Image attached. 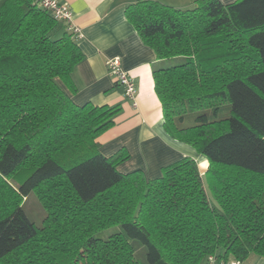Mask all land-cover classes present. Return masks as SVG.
Here are the masks:
<instances>
[{
    "label": "trees",
    "instance_id": "16d2710c",
    "mask_svg": "<svg viewBox=\"0 0 264 264\" xmlns=\"http://www.w3.org/2000/svg\"><path fill=\"white\" fill-rule=\"evenodd\" d=\"M126 15L158 60L185 59L154 66L155 91L165 129L207 169L182 156L157 177L121 171L128 150L106 156L98 138L122 105L76 103V40L35 0H0V264L264 256V0H138ZM31 194L46 210L40 225L25 209Z\"/></svg>",
    "mask_w": 264,
    "mask_h": 264
},
{
    "label": "crops",
    "instance_id": "0c3cea01",
    "mask_svg": "<svg viewBox=\"0 0 264 264\" xmlns=\"http://www.w3.org/2000/svg\"><path fill=\"white\" fill-rule=\"evenodd\" d=\"M66 2L83 37L76 40L84 58L73 72L78 91L72 94L78 104L122 105L116 125L99 136L100 150L110 156L125 147L130 158L119 168L123 172L142 169L148 178L162 174L163 166L182 156L195 158L201 171L208 160L191 145L171 136L164 126L161 101L155 91L154 66H166L155 50L146 44L128 20L126 8L138 0H61ZM175 7H189L194 0H180ZM231 3L236 0H222ZM167 4V3H165ZM170 5V4H169ZM119 56L122 65L138 85L136 104L126 97L123 87L110 75L106 60ZM249 264H264V256L250 254Z\"/></svg>",
    "mask_w": 264,
    "mask_h": 264
},
{
    "label": "built area",
    "instance_id": "2783aa9c",
    "mask_svg": "<svg viewBox=\"0 0 264 264\" xmlns=\"http://www.w3.org/2000/svg\"><path fill=\"white\" fill-rule=\"evenodd\" d=\"M35 3L42 9L48 11L57 21L62 22L72 38L78 40L83 37L82 29L74 22L73 13L66 2L61 0H35ZM106 67L116 80V83L123 87L127 98L136 104L138 85L135 77L130 74L122 65L119 56L106 60ZM204 264H249L245 260L236 258L223 259L215 254L209 255Z\"/></svg>",
    "mask_w": 264,
    "mask_h": 264
},
{
    "label": "rangeland",
    "instance_id": "374dc122",
    "mask_svg": "<svg viewBox=\"0 0 264 264\" xmlns=\"http://www.w3.org/2000/svg\"><path fill=\"white\" fill-rule=\"evenodd\" d=\"M159 1H161L163 3L170 4V5H175V4L180 5L179 3H182L180 0H159ZM175 58L176 59H172V58L168 59V63L166 64V66H173V65L181 64L185 61V59H181L179 57H175ZM225 105L229 106V103H225ZM191 119L193 120V115H190L188 123H190ZM186 125H190V124H186ZM204 172L205 171L203 170L202 173L204 174ZM14 182L16 183V181H14ZM25 202H26L25 209L27 211L28 216L35 223L40 225L43 221V218L46 215V210L43 208L42 204L37 199V196H35V194H31L29 196V199L25 200ZM120 230H122L121 226L116 225V226L102 230L101 232L97 233L96 237L107 238L112 233L120 231ZM131 242L133 243V245L137 249L138 259L142 262H146V247H145V245H143L140 241H138L136 239H131Z\"/></svg>",
    "mask_w": 264,
    "mask_h": 264
}]
</instances>
